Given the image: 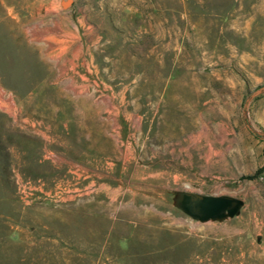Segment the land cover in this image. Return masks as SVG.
<instances>
[{
    "label": "rangeland",
    "instance_id": "obj_1",
    "mask_svg": "<svg viewBox=\"0 0 264 264\" xmlns=\"http://www.w3.org/2000/svg\"><path fill=\"white\" fill-rule=\"evenodd\" d=\"M263 84L264 0H0V264H264Z\"/></svg>",
    "mask_w": 264,
    "mask_h": 264
},
{
    "label": "water",
    "instance_id": "obj_2",
    "mask_svg": "<svg viewBox=\"0 0 264 264\" xmlns=\"http://www.w3.org/2000/svg\"><path fill=\"white\" fill-rule=\"evenodd\" d=\"M263 92L264 84L250 93L244 107L246 108L253 98ZM172 205L189 218L199 223H206L223 222L237 217L244 203L238 198L227 195L211 196L178 191L173 193Z\"/></svg>",
    "mask_w": 264,
    "mask_h": 264
}]
</instances>
